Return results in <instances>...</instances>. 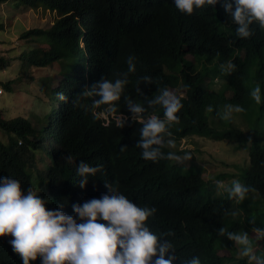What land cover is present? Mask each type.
Returning a JSON list of instances; mask_svg holds the SVG:
<instances>
[{
    "label": "trees",
    "instance_id": "trees-1",
    "mask_svg": "<svg viewBox=\"0 0 264 264\" xmlns=\"http://www.w3.org/2000/svg\"><path fill=\"white\" fill-rule=\"evenodd\" d=\"M9 1L31 8L41 5L57 13L48 28L22 34L24 39L49 46L23 52V65L44 67L59 62L62 71L71 69L63 83L49 88L52 109L45 125H35L23 116L5 118L0 110V130L7 136L6 140L0 137V176L17 179L22 193L34 190L45 201L46 210L73 216V204L100 198L108 193L106 185H111L137 206L155 209L145 224L158 239L172 243L169 254L175 257L173 264H184L193 256L201 264H254L247 257L238 258L239 245L227 237L228 232L237 234L246 227L242 216V222L229 216H234L236 198H229L225 191L217 193L216 184L205 180L199 170L176 174L180 164L168 160L167 153L182 155L187 150L169 148L166 140L162 146L154 145L160 147L162 156L155 161L143 159L137 147L142 124L131 119L127 101L141 103L143 117L163 119L162 108L148 101L161 89L170 90L181 83L185 93L179 95V121L168 128L169 134L161 136L181 140L199 135L236 141L239 146L251 143L249 166L240 177L264 205V138H260L264 132L260 123L264 120V28L253 23L250 37H237L235 25L219 4L184 14L172 0H0V4ZM129 57L133 72H128ZM216 62L234 66L228 85L233 93L230 97L225 89L210 90L207 79L212 74L221 76L224 69ZM7 65L5 58H0V67ZM249 76L255 82L253 87L260 85L259 105L249 95ZM115 79L127 83L119 100L111 102L112 111L107 104H96L99 97L94 93L83 95L100 82ZM12 83L3 85L11 91ZM42 89L49 95L48 88ZM59 94L65 99H59ZM225 104L244 109L245 118L251 119L248 134L231 124H216L219 121L214 118L209 121L207 108L216 117ZM105 110L109 124L100 116ZM119 114L128 119H119ZM118 120L124 121L123 126ZM37 152L49 157L42 159L43 166H39ZM80 163L97 168L83 187L80 181L84 178L77 173ZM260 216V224H250L251 229L264 228V210ZM10 238V234L0 237V264H16L18 254L11 251ZM260 244L264 250V237ZM30 264H40L39 257Z\"/></svg>",
    "mask_w": 264,
    "mask_h": 264
},
{
    "label": "clouds",
    "instance_id": "clouds-1",
    "mask_svg": "<svg viewBox=\"0 0 264 264\" xmlns=\"http://www.w3.org/2000/svg\"><path fill=\"white\" fill-rule=\"evenodd\" d=\"M172 3L184 14H191L194 8L214 7L219 4L235 25V35L239 38L246 39L253 34V23L264 28V0H172ZM127 63L128 72H133L132 57L128 58ZM233 67L231 62L227 63L228 70ZM144 79L147 81L148 77L145 76ZM126 83L124 79L104 80L94 86L91 92H84L83 95L94 93L99 97L95 103L107 104L109 111H112L111 102L119 100ZM249 95L259 105L260 85L256 84ZM180 96L168 88H163L148 101L149 105H159L162 108L163 119L157 115L145 118L142 115L145 108L141 103L127 101L131 119L142 124L137 147L142 150L140 155L143 159L155 161L158 156L163 155L160 147L154 145L162 146L161 134H169L168 128L173 123H178L179 117L176 113L182 108ZM59 99L64 100L65 97L59 94ZM208 110L211 111V108ZM243 111L239 105H225L221 119H230L233 113ZM110 115L115 114L110 112ZM100 116L106 120L105 124H109L110 116L106 110ZM118 116L119 119L121 116L128 119L123 114ZM123 123L124 121H117L119 126H123ZM167 146L174 147V141L169 139ZM124 150L121 147L120 151ZM187 158L188 154H185L183 159ZM167 159L180 161L182 157L168 152ZM96 171V167L80 163L77 173L84 178L81 179L80 186L83 187L87 176L95 174ZM106 187L108 193L102 194L100 198L73 204V216L60 210H46L45 201L34 190L29 189L22 193L17 179L0 176V237L10 234L8 244L11 251L18 254L16 264H30L37 257L40 264H173L175 257L169 254L173 249L172 243L158 239L145 224L155 209L139 207L115 187ZM223 190L229 198L235 197L237 200H243L249 191L236 179L232 180L230 187L224 186ZM254 232L258 238L264 237V228L254 229ZM227 237L241 246L240 256L247 257L254 264H264V259L253 254L252 242L247 232H228ZM184 264H201V261L193 256Z\"/></svg>",
    "mask_w": 264,
    "mask_h": 264
},
{
    "label": "rangeland",
    "instance_id": "rangeland-1",
    "mask_svg": "<svg viewBox=\"0 0 264 264\" xmlns=\"http://www.w3.org/2000/svg\"><path fill=\"white\" fill-rule=\"evenodd\" d=\"M56 18V12L45 9L41 5L31 8L22 6L14 1L0 4V23L3 24V27L0 29V58L4 57L8 62L6 67H0V82H2L0 85V110L5 118L23 116L30 119L35 125L42 126L46 124L47 114L52 109L49 101V97L51 96L50 89L64 82L66 73L71 69V66L70 69L62 71L61 63L59 62H54L44 67L23 65V61L20 58L23 52L29 51L34 47L47 49L49 46L35 39H24L21 36L29 29L48 28ZM227 63L216 62V65H219V67H224L223 73H221V76L218 74L213 76L212 74L207 81L209 80L210 90L221 92L225 89L226 96L230 97L233 93L228 86L230 70L227 69ZM195 65L196 69L199 70V61ZM177 77L179 76L177 75ZM9 81L13 82L11 84V91L6 90V87L3 85ZM254 83L253 78L249 76L247 86L252 89ZM43 87L48 88L49 95L43 91ZM170 91H173L178 96L185 93L184 88L181 87V83L172 87ZM57 108L58 105L53 107L54 110ZM208 109L209 107L206 113L211 123L212 118H214L216 121H219L215 122L216 124H221L222 122L224 125L231 124L236 128L242 129L245 134L249 133L251 119L250 121L248 118L246 119L243 112L233 113L230 119H221L224 112L223 108L216 117H213L212 111ZM253 120L252 123L254 124ZM260 123L264 127L263 119ZM0 137L3 140L7 139L6 134L1 130ZM260 138H264V132L260 134ZM169 139L174 141L175 146L172 148L187 150L186 153L180 155L182 157L180 161H175L180 164L175 170L176 174L185 175L199 170L205 180L216 184L217 193H223V187H230L234 179L239 180L245 186L240 175L249 166L251 143L239 146L236 141L214 139L199 135H190L181 140L166 136L162 137V141H168ZM47 145L49 146V143L45 140V146ZM185 154H188L187 159H183ZM37 157H39V166H43L42 159L49 160L48 155L42 152H37ZM46 196H48L47 191ZM47 199L49 200L50 197L48 196ZM232 210L234 216L231 213L229 216L234 220L237 219L241 222L243 220L246 226L245 229L239 231L237 234L247 232L252 242L253 254L258 257L264 256V250L260 244L261 237L258 238L256 236L254 229H251L250 225L255 224L258 226L262 221L260 215L264 210V205L259 200L258 193L249 191L243 200L235 199ZM240 216H242V220ZM240 248L241 246L239 245L238 258H242L239 255ZM219 251L222 254H229L225 250ZM225 264H236V262L231 261Z\"/></svg>",
    "mask_w": 264,
    "mask_h": 264
}]
</instances>
